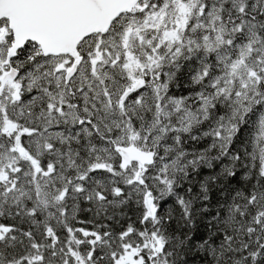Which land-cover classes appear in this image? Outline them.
<instances>
[{"label":"snow or ice","instance_id":"6c2138e0","mask_svg":"<svg viewBox=\"0 0 264 264\" xmlns=\"http://www.w3.org/2000/svg\"><path fill=\"white\" fill-rule=\"evenodd\" d=\"M0 264H264V0H0Z\"/></svg>","mask_w":264,"mask_h":264}]
</instances>
